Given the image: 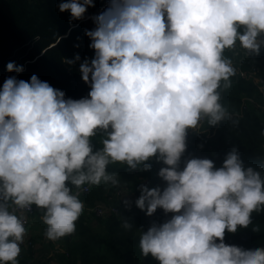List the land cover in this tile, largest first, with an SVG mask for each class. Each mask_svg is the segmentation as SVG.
I'll return each instance as SVG.
<instances>
[{
    "label": "clouds",
    "instance_id": "1",
    "mask_svg": "<svg viewBox=\"0 0 264 264\" xmlns=\"http://www.w3.org/2000/svg\"><path fill=\"white\" fill-rule=\"evenodd\" d=\"M57 7L79 20L95 3L61 0ZM91 19L95 27L85 35L94 55L79 64L87 96L66 98L36 74L9 76L0 87V264H19L26 232L9 202L43 209L45 235L56 241L76 231L85 186L87 195L120 183L110 164L135 169L154 155L166 166L158 174L143 167L167 186L142 180L135 204L150 218L158 206L173 215L141 233L143 256L159 264H264V247L224 241L264 208L261 171L245 168L235 149L220 167L208 158L178 167L187 130L228 114L219 89L230 86L235 68L224 50L239 41L253 57L264 48V0H109ZM6 69L19 73L23 65L10 61ZM98 133L102 147L94 151Z\"/></svg>",
    "mask_w": 264,
    "mask_h": 264
},
{
    "label": "trees",
    "instance_id": "2",
    "mask_svg": "<svg viewBox=\"0 0 264 264\" xmlns=\"http://www.w3.org/2000/svg\"><path fill=\"white\" fill-rule=\"evenodd\" d=\"M60 2L0 0V72L8 71L7 63L14 61L16 65L25 66L16 76L18 79L28 80L36 74L63 90L66 98L79 99L90 91V84L81 78L79 64L94 55L85 29L95 27L90 16L97 10L103 11L109 0H94L95 7H89L84 18L79 20H72L68 11L60 12L57 7ZM238 44L239 41L233 48L224 50V56L231 59L235 68L230 86L224 88L221 82L219 89L228 114L215 125H210L206 118L199 132L188 140L185 151L189 158H208L214 161L215 167H220L227 153L235 149L245 168L252 166L264 173V48L257 55L248 57L249 50L242 47L237 50ZM77 54L81 56L80 60L68 63ZM252 65L258 70H253ZM60 76L64 81L59 80ZM102 135L98 133L92 137L94 151L102 147ZM153 158L156 156L142 162L137 172L126 164H110L108 171L118 173L120 183H101L102 187H108L107 191L92 188L89 194L80 196L86 207L76 221V231L70 237L60 238L64 246L60 243L58 248L53 241L48 243L55 248L59 264H159L151 255L141 254L139 238L153 223H162L173 213H166L158 206L150 218L135 204L141 195L142 180L148 188L159 186L163 190L167 186L162 177L153 175L151 168L144 169L145 163H157ZM185 165L186 159L181 156L178 167L182 170ZM125 184L136 197L127 204L120 201L121 214L98 217L89 210L97 199L112 194L116 187ZM123 206L128 208L126 212H123ZM251 215L247 226L238 225L236 231L225 232V243L244 248L264 247V208L253 210ZM27 251L28 256L21 255L26 250L20 252L19 264H33L28 259L34 256V249ZM40 258L38 264L48 262V259Z\"/></svg>",
    "mask_w": 264,
    "mask_h": 264
},
{
    "label": "crops",
    "instance_id": "3",
    "mask_svg": "<svg viewBox=\"0 0 264 264\" xmlns=\"http://www.w3.org/2000/svg\"><path fill=\"white\" fill-rule=\"evenodd\" d=\"M127 184L125 185H120V189L125 188L124 191H122V193L117 197H112L110 198V196H113V194H107L103 197V198H99L97 199L93 205H106L109 202H115V200L117 199L118 202H124V201H128V200H134L135 199V193L132 192L130 190V188H127ZM93 190H96L97 188L100 189H104L107 191L108 187H102L101 185H96L94 187H92ZM112 192V191H110ZM109 192V193H110ZM84 201V200H83ZM84 205L86 207L85 201H84ZM84 207V208H85ZM91 207V206H90ZM42 216L43 214L41 212H36L35 215L31 218L29 226L26 227V232L24 234V238H33L35 241V247H34V256L31 257V259H28L29 261H31L33 264H38V260L40 259H48V262L46 264H59L58 263V259L57 256L54 254L55 248L52 245H49V239H47L46 235H45V229H46V225L44 224L43 220H42ZM71 235V234H70ZM70 235H68L70 237ZM63 240L58 239V241H53L55 244V247H58V245H60V243H62ZM62 246H64V244H61ZM21 255L23 256H28V251L23 252ZM21 259V256H18Z\"/></svg>",
    "mask_w": 264,
    "mask_h": 264
},
{
    "label": "built area",
    "instance_id": "4",
    "mask_svg": "<svg viewBox=\"0 0 264 264\" xmlns=\"http://www.w3.org/2000/svg\"><path fill=\"white\" fill-rule=\"evenodd\" d=\"M25 64V63H24ZM25 69V66H23V70ZM255 70H257V68H255ZM20 73V72H19ZM19 73L16 72H9V71H1L0 72V87H2L4 80L9 77V76H17ZM205 122V118L202 119L201 123L196 127V128H190L187 130V137H186V145L188 143V140L192 137V135H196L199 132L200 127L203 125V123ZM182 156L186 159V161L188 159H191L187 156L186 151L183 152ZM151 167L154 169V171L158 174L159 170L161 167H165L166 165L163 163V161L161 160L160 162L154 163L151 162ZM135 172L138 171V167L133 169ZM262 173V172H261ZM264 174V173H262ZM90 190V186H85V189L81 191V195L89 192ZM124 189H115L113 196H110V198L112 197H118L122 191H124ZM89 210L98 217H102L104 215L110 214V215H118L121 214L122 212V208L120 207V204L118 202H109L106 205H93L91 207H88ZM10 210H14L16 211L18 216H21V218L24 220V224H25V228L29 226L30 220L31 218L35 215V213L37 211L41 212L44 215V210L33 205L31 207V209H18L16 208L14 205H11L10 203ZM128 210V208H124L123 212H126ZM35 247V241L32 240L31 238H24L23 242L20 244V248L21 251L24 250H31L34 249Z\"/></svg>",
    "mask_w": 264,
    "mask_h": 264
},
{
    "label": "water",
    "instance_id": "5",
    "mask_svg": "<svg viewBox=\"0 0 264 264\" xmlns=\"http://www.w3.org/2000/svg\"><path fill=\"white\" fill-rule=\"evenodd\" d=\"M101 11V9L100 10H97V12H96V14H98L99 12ZM93 15H91L90 17H92ZM68 33V32H67ZM66 33V34H67ZM64 36H67V35H64ZM42 54V53H41ZM81 57V56H80ZM59 80H62V81H64V77L63 76H60L59 77Z\"/></svg>",
    "mask_w": 264,
    "mask_h": 264
},
{
    "label": "rangeland",
    "instance_id": "6",
    "mask_svg": "<svg viewBox=\"0 0 264 264\" xmlns=\"http://www.w3.org/2000/svg\"><path fill=\"white\" fill-rule=\"evenodd\" d=\"M260 39H263L264 37L263 36H260L259 37ZM237 50H239V49H241V45H240V43L235 47ZM264 157V156H263Z\"/></svg>",
    "mask_w": 264,
    "mask_h": 264
}]
</instances>
